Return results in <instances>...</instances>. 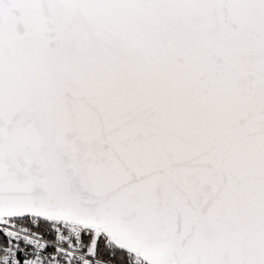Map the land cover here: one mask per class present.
<instances>
[{"label": "snow or ice", "instance_id": "1", "mask_svg": "<svg viewBox=\"0 0 264 264\" xmlns=\"http://www.w3.org/2000/svg\"><path fill=\"white\" fill-rule=\"evenodd\" d=\"M0 264H264V0H0Z\"/></svg>", "mask_w": 264, "mask_h": 264}]
</instances>
